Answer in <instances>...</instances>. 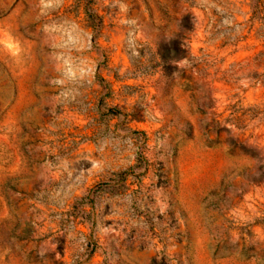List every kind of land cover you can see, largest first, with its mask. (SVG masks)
Instances as JSON below:
<instances>
[{"label":"rangeland","instance_id":"obj_1","mask_svg":"<svg viewBox=\"0 0 264 264\" xmlns=\"http://www.w3.org/2000/svg\"><path fill=\"white\" fill-rule=\"evenodd\" d=\"M0 264H264V0H0Z\"/></svg>","mask_w":264,"mask_h":264},{"label":"clouds","instance_id":"obj_2","mask_svg":"<svg viewBox=\"0 0 264 264\" xmlns=\"http://www.w3.org/2000/svg\"><path fill=\"white\" fill-rule=\"evenodd\" d=\"M66 75H68V76H71V75H73V73H72V71H71V69H69L66 73H65ZM58 83H59V81H57Z\"/></svg>","mask_w":264,"mask_h":264}]
</instances>
